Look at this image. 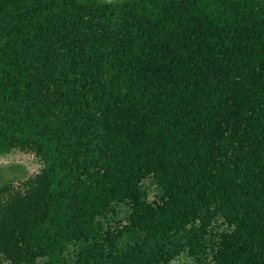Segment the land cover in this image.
I'll list each match as a JSON object with an SVG mask.
<instances>
[{"label":"trees","instance_id":"obj_1","mask_svg":"<svg viewBox=\"0 0 264 264\" xmlns=\"http://www.w3.org/2000/svg\"><path fill=\"white\" fill-rule=\"evenodd\" d=\"M14 149L3 263L264 264V0H0Z\"/></svg>","mask_w":264,"mask_h":264},{"label":"rangeland","instance_id":"obj_2","mask_svg":"<svg viewBox=\"0 0 264 264\" xmlns=\"http://www.w3.org/2000/svg\"><path fill=\"white\" fill-rule=\"evenodd\" d=\"M41 167L40 161L31 153L23 152L18 149L12 150L10 153L0 155V185L8 180H15L14 184L18 185V182L26 179L27 177L35 174ZM151 180L146 179L145 183L150 186L149 199H153L155 196V190L150 184ZM120 212L116 218H108L104 220L105 225L109 227L116 226L118 218L121 219L124 215V207H119ZM0 264H7L0 261ZM37 264H44L43 260H38ZM172 264H211L209 258L206 261L198 263L187 252L181 253Z\"/></svg>","mask_w":264,"mask_h":264}]
</instances>
